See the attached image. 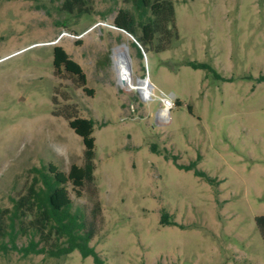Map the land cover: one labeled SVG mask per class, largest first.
I'll list each match as a JSON object with an SVG mask.
<instances>
[{
  "label": "rangeland",
  "instance_id": "rangeland-1",
  "mask_svg": "<svg viewBox=\"0 0 264 264\" xmlns=\"http://www.w3.org/2000/svg\"><path fill=\"white\" fill-rule=\"evenodd\" d=\"M63 1L0 0V264H94L77 250L24 254L29 234L9 217L36 169L83 164L82 139L62 116L71 110L93 121L94 137L93 180L80 197L67 184L71 212L93 228L102 264H264L255 224L264 214V0H169L172 16L140 55L113 26L118 9L132 11L128 0H85L78 15ZM121 43L133 88L117 81ZM54 46L80 65L92 95L55 71ZM153 92L175 102L166 123L156 122ZM163 212L176 224H163Z\"/></svg>",
  "mask_w": 264,
  "mask_h": 264
},
{
  "label": "trees",
  "instance_id": "trees-1",
  "mask_svg": "<svg viewBox=\"0 0 264 264\" xmlns=\"http://www.w3.org/2000/svg\"><path fill=\"white\" fill-rule=\"evenodd\" d=\"M85 2V0H64L61 9L68 13L76 10L77 15L87 13L88 9L83 7ZM126 2L131 4L132 11L118 9L113 19V26L133 37L132 44L140 55L139 47L151 46L161 26L172 16V2L169 0H128ZM187 64L192 68H207V65L194 61H189ZM52 65L56 72L63 69L75 75L80 87L89 95L93 94L85 87L86 76L80 65L72 60L61 46L53 47ZM62 116L69 127L82 139L83 164L80 166L72 164L66 173L59 171L52 163H48L45 171L36 169L40 177H33L25 193L12 199L10 222L18 220L19 230L23 234H29L28 244L20 248L24 254H46L49 257L58 258L77 250L81 257L91 256L94 264H102L99 254L89 244L95 234L94 230L92 227H86L79 213L71 212L72 200L67 189L69 183L76 196L80 197L84 182L93 180V121L78 116L76 110H71ZM170 158L178 168L192 170L193 174L203 177L210 184L215 182L214 178L198 170L194 161L188 165H182L176 163L175 156ZM5 212L7 210H0V230L3 224L1 215ZM27 217L29 219L24 224L23 218ZM167 217V213L161 214L163 224H176L172 220H167ZM255 224L264 241V214L255 218ZM35 236H38L37 240L34 239ZM41 243H43L42 246H40Z\"/></svg>",
  "mask_w": 264,
  "mask_h": 264
},
{
  "label": "bare ground",
  "instance_id": "bare-ground-1",
  "mask_svg": "<svg viewBox=\"0 0 264 264\" xmlns=\"http://www.w3.org/2000/svg\"><path fill=\"white\" fill-rule=\"evenodd\" d=\"M124 51V47H118L114 50V53L112 55L113 58V62H114V66L115 69L117 71L118 74H120L122 71L126 70V62L125 59L120 55V52ZM129 77H131V74H129ZM125 87H134V83L132 82V78H130L126 84H123ZM149 87L150 84L145 80L142 81V83L139 85V90L140 93L143 94L145 97H147L149 95ZM135 88L136 85H135ZM151 88V87H150ZM159 118L160 119H164L167 120L168 119V114L165 110H162L159 114Z\"/></svg>",
  "mask_w": 264,
  "mask_h": 264
},
{
  "label": "water",
  "instance_id": "water-1",
  "mask_svg": "<svg viewBox=\"0 0 264 264\" xmlns=\"http://www.w3.org/2000/svg\"><path fill=\"white\" fill-rule=\"evenodd\" d=\"M118 47H124V51L120 52V55L125 59V62H126V70L122 71L120 74L117 73V81L120 84V86L123 87V84H126L127 81L131 78V77H129V74H131L130 57H129V54H128V47H127V45L125 43H121L116 48H118ZM113 53H114V50H113ZM143 80H145V79L144 78H138L136 80V87H137L136 89L139 90L138 87L142 83ZM156 122L158 124H160L159 121L157 120V114H156Z\"/></svg>",
  "mask_w": 264,
  "mask_h": 264
},
{
  "label": "built area",
  "instance_id": "built-area-1",
  "mask_svg": "<svg viewBox=\"0 0 264 264\" xmlns=\"http://www.w3.org/2000/svg\"><path fill=\"white\" fill-rule=\"evenodd\" d=\"M151 89V93H152V88ZM156 96H157V99H158V103H159V108L156 112L157 114V118L158 120H160V122L162 123H166L169 119V113H170V110L173 108V106L175 105V102L173 100V98L171 96H168L166 94H163V93H155L153 92ZM162 110H165L168 114V119L167 120H164V119H160L159 118V114Z\"/></svg>",
  "mask_w": 264,
  "mask_h": 264
}]
</instances>
